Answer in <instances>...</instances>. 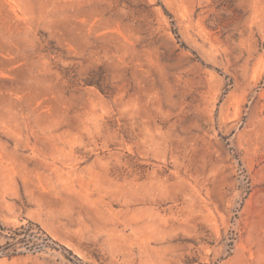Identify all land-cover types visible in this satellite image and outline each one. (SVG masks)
Listing matches in <instances>:
<instances>
[{"label":"rangeland","instance_id":"1","mask_svg":"<svg viewBox=\"0 0 264 264\" xmlns=\"http://www.w3.org/2000/svg\"><path fill=\"white\" fill-rule=\"evenodd\" d=\"M0 264H264V0H0Z\"/></svg>","mask_w":264,"mask_h":264},{"label":"trees","instance_id":"2","mask_svg":"<svg viewBox=\"0 0 264 264\" xmlns=\"http://www.w3.org/2000/svg\"><path fill=\"white\" fill-rule=\"evenodd\" d=\"M31 234H28V233H24V235H23V237L22 238H20L19 239V241H21V242H31V241H33V239L31 238Z\"/></svg>","mask_w":264,"mask_h":264}]
</instances>
